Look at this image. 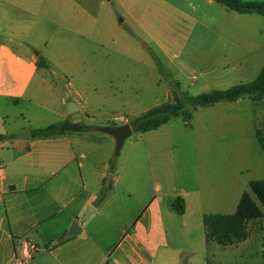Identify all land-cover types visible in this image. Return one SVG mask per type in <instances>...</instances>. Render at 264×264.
Here are the masks:
<instances>
[{"label": "rangeland", "instance_id": "rangeland-1", "mask_svg": "<svg viewBox=\"0 0 264 264\" xmlns=\"http://www.w3.org/2000/svg\"><path fill=\"white\" fill-rule=\"evenodd\" d=\"M122 4L127 7L128 2ZM144 8L151 26L135 22L141 19ZM134 10L136 14L131 17L115 0H87L85 29L56 31L46 49L55 71L52 79L57 92H63L57 78L71 81L85 97L88 108H98L92 125L125 124L171 101L175 93L197 95L224 89L253 80L260 70L263 59L259 61L258 55L264 45V19L255 13L233 26L240 28L241 42L246 44L247 50L241 49V53L249 54L241 65L230 66L223 64L221 55L228 51L226 43L202 27L212 28L214 16L225 17L224 7L209 5L207 0H146L136 2ZM164 25L166 29L160 30ZM149 36L163 48L154 46ZM167 37L182 38L184 45L168 44ZM46 105L56 108V98L47 99ZM57 112L20 104L17 116L7 120V129L43 127L60 121L61 107ZM191 114L187 126L177 116L154 130L132 133L117 155L111 136L90 130L98 136V197L93 205L101 201L104 204L86 220H80L85 208L78 211L88 196V187L74 204V210L78 209L74 221L85 228L87 242L98 240V261L137 217L143 204L163 192L175 191L183 199L182 231L193 247L200 244L203 215L231 214L243 192L257 202L248 182L264 181V159L255 138V131L263 130L264 99L242 97L200 107ZM119 116L126 121H112ZM109 170L115 171L116 178L104 188L100 179L102 176L104 180ZM86 171L84 168L83 173ZM259 207L264 214V207ZM259 224L264 225V221L252 223L250 229H257Z\"/></svg>", "mask_w": 264, "mask_h": 264}, {"label": "crops", "instance_id": "crops-1", "mask_svg": "<svg viewBox=\"0 0 264 264\" xmlns=\"http://www.w3.org/2000/svg\"><path fill=\"white\" fill-rule=\"evenodd\" d=\"M115 1L124 7L127 16L133 17L136 2L146 0ZM86 2L0 0V264H258L262 260L263 224H259L257 229H250L244 240L222 246L206 239L202 217L200 244L193 247L187 243V235L182 231L180 218L183 214H177L171 206L174 198L178 197L175 191L149 198L99 261L98 240L87 242L89 237L82 225L77 223L80 228L78 235L64 239L78 212L90 205L96 213L103 202L93 205L98 197L95 158L98 136L87 130L60 137L22 140L16 138L18 133L28 129L30 134V130L39 127L9 130L7 120L17 116L16 109L23 103L57 115L64 92H67L66 102L76 104L80 122L94 126L92 130L96 132L98 126H118L92 125L93 114L98 112V108H88L85 97L71 81L62 80L63 85L59 87L63 88V92L60 93L52 79L55 71L51 69L46 55L48 44L56 31L82 32L85 29ZM122 2H128L127 7ZM207 3L215 2L207 0ZM224 9L227 11L225 17L214 16L212 28L211 25L202 27L226 43L228 51L221 54L223 64L241 65L249 53H241V49L247 50L246 44L241 42L240 28L238 30L233 26L250 13ZM141 13V19L135 20L137 25L151 26L146 19L147 8ZM185 16L201 25L194 17ZM261 17L264 19V16ZM162 19L167 22L166 18ZM166 27L164 25L160 30ZM149 40L157 48H163L150 36ZM166 40L171 45H184L182 38L167 37ZM260 49L258 59L264 62V45ZM38 57L42 58L46 67L38 65ZM231 69L234 70V67ZM52 97L56 98V108L46 105L47 99ZM60 118V121L52 123L70 120L63 112ZM84 168L86 174L83 173ZM108 172L111 175L110 185L116 173ZM100 181L104 183L102 176ZM10 186L14 189L9 190ZM88 187V196L77 212L74 204L79 202ZM29 245L35 249L27 250Z\"/></svg>", "mask_w": 264, "mask_h": 264}, {"label": "trees", "instance_id": "trees-1", "mask_svg": "<svg viewBox=\"0 0 264 264\" xmlns=\"http://www.w3.org/2000/svg\"><path fill=\"white\" fill-rule=\"evenodd\" d=\"M215 3L237 13H255L264 16V2H252L242 0H213ZM38 65L46 67L42 58L38 57ZM242 97L251 100L264 99V62L256 75L249 82H239L224 89H213L197 95H190L180 91L173 95L171 101L163 102L129 120L133 133H144L154 130L170 119L181 116L184 125H188L192 117L191 111L200 107H209L219 102H234ZM82 122L72 123L71 120L52 123L44 127L30 130V137L36 139L65 136L71 133L84 132L93 129ZM255 138L264 159V122L263 130L255 131ZM248 187L255 200L247 193H241L237 205L231 214H207L203 216L205 236L208 241L218 245H227L244 240L249 233L250 224L264 216L260 206L264 207V181L255 179L248 182ZM172 209L182 214L184 202L181 197L174 198ZM262 260L258 264H264V237L262 239Z\"/></svg>", "mask_w": 264, "mask_h": 264}, {"label": "water", "instance_id": "water-1", "mask_svg": "<svg viewBox=\"0 0 264 264\" xmlns=\"http://www.w3.org/2000/svg\"><path fill=\"white\" fill-rule=\"evenodd\" d=\"M57 82L59 86L63 85V81L61 79L57 78ZM67 97H68V93L64 92V98H63V103L61 106V111L69 115L72 123H78L80 122L78 107L76 106V104H74L71 101L66 102ZM96 130L100 133L109 135L113 138L114 140V148H113L114 150L113 151L115 155L119 153L124 141L129 136H131L133 133L128 123L121 124L118 126H98L96 127ZM16 138L22 139V140L29 139L30 138L29 130L28 129L22 130L20 133L16 135ZM110 179H111V175L106 174L104 178V183H103L104 188L108 187ZM12 189H14V187L10 186L9 190H12ZM92 213H94V208L90 205L86 206L80 220L81 221L86 220ZM79 233H80V228L78 224L76 222H72L64 234V239L75 237Z\"/></svg>", "mask_w": 264, "mask_h": 264}, {"label": "built area", "instance_id": "built-area-1", "mask_svg": "<svg viewBox=\"0 0 264 264\" xmlns=\"http://www.w3.org/2000/svg\"><path fill=\"white\" fill-rule=\"evenodd\" d=\"M112 121L122 123L126 120L123 116H119V117H114L112 119ZM27 248H28L27 250H34L35 249V247L33 245H29ZM26 257H29V255H26Z\"/></svg>", "mask_w": 264, "mask_h": 264}]
</instances>
